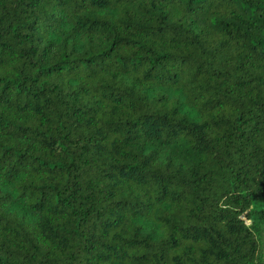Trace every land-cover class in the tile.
<instances>
[{"label":"trees","instance_id":"trees-1","mask_svg":"<svg viewBox=\"0 0 264 264\" xmlns=\"http://www.w3.org/2000/svg\"><path fill=\"white\" fill-rule=\"evenodd\" d=\"M0 264H264V0H0Z\"/></svg>","mask_w":264,"mask_h":264}]
</instances>
